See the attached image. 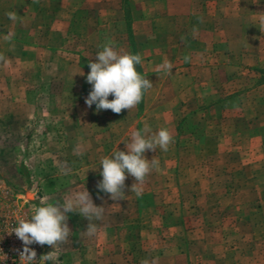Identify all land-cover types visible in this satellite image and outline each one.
<instances>
[{
	"label": "rangeland",
	"instance_id": "374dc122",
	"mask_svg": "<svg viewBox=\"0 0 264 264\" xmlns=\"http://www.w3.org/2000/svg\"><path fill=\"white\" fill-rule=\"evenodd\" d=\"M16 1L25 3V0ZM123 2L127 26L126 22L122 27L115 23L113 13L101 11L91 17L105 22V28L99 29L103 45L112 42L121 53L133 46L129 25L152 15L150 7L142 10L143 6H149L148 0ZM200 3L206 17L215 24L223 22L226 15V24L230 25L238 15L243 26L245 53L252 56L243 62L229 56L221 38L213 50L217 56L213 60L217 70L213 83L221 91L213 89L204 99L212 108L164 110L167 119H170L168 112L177 118V135L168 151L146 152L147 159L159 162L157 177L162 188L153 189L159 190L153 196L151 192L132 202L113 201L110 194L96 187L99 176L93 167L103 157L91 155L90 150L97 146L107 149L113 142L106 137L109 131L106 120L121 122L131 110L115 114L96 108L76 109L79 117L83 112L88 117H99L105 125L95 126L97 136L93 134L90 139L81 142L67 139L65 124L70 126L67 118L76 113L72 108L60 106L63 101L75 102V93L71 91L81 87L79 72L87 65V59H81L76 67V56H70L72 65L67 75L60 78L54 76L59 64L37 65L33 79L22 76L26 74L25 65L0 62V264H20L23 243L8 232L20 219L31 218L33 205L41 206L42 200L63 204L66 198L84 190L89 192L94 204L105 208L104 220L93 221L98 229L99 222H109L110 216L128 218V214L136 213L134 209L138 205H154L153 210L143 213L154 212L158 217L149 221L146 231L132 225L130 237L126 225L121 230L100 236L97 232L94 237H88L84 231L89 222L79 213H67L71 232L67 241L56 249V264H114L111 237L115 235L124 244L120 243L119 248L124 252L129 250V255L137 259H170L181 252L188 256L189 264H264V0ZM10 4L11 0H0V8L8 9ZM7 13L2 15V21L8 18ZM228 29L227 35H233L234 28ZM6 37L2 29L0 55L8 43ZM87 46L91 47L90 43ZM82 47L71 43L68 48L87 57ZM60 80L67 91L65 96L57 90ZM87 84L83 82V86ZM144 95L151 100L154 93ZM82 96L85 100L88 94ZM180 104L185 106L182 101ZM122 127L121 124L115 132L121 134L118 130ZM221 152L226 157H220ZM29 247L36 251V259L53 251L51 246Z\"/></svg>",
	"mask_w": 264,
	"mask_h": 264
},
{
	"label": "crops",
	"instance_id": "0c3cea01",
	"mask_svg": "<svg viewBox=\"0 0 264 264\" xmlns=\"http://www.w3.org/2000/svg\"><path fill=\"white\" fill-rule=\"evenodd\" d=\"M201 1L205 0H148L149 6H143L142 10L145 11L150 7L152 15L129 25L133 35V46L130 50L127 48V52L135 51L143 55L142 64L136 65V68L141 75L153 83V87L145 94L154 93V95L151 100H148L144 95L141 102L131 109L129 116L121 122L115 123L113 120H106L105 123L108 124L107 128L109 129L106 137L113 143L109 144L107 149L97 146L90 150L91 155L111 157L116 150L126 151L124 143L130 140L133 131H142L145 123L150 126L153 133L160 128H167L175 138L177 118L174 113L168 112L167 116L170 119H167L164 110L188 108L191 111H196L201 106H210V104L204 103V99L208 92L217 87L213 83L217 71L216 64L213 63L217 56L215 57L213 50L216 49L215 43L220 42L221 38L224 39L227 46L225 51L229 52V56L238 58L242 62L245 58L249 59L252 56L245 53L243 26L238 15H236L235 23L230 25L226 24V20H228L225 19L226 15L223 17V22L215 24L202 11L204 6L201 5ZM123 3V0H25L24 5H21L17 4L16 0H11L8 9L0 8V31L5 30L7 37L11 34L3 53L6 63L0 62L4 64L16 62L25 65L27 67L24 70L26 74L22 76L33 79L37 75V65L51 67L59 64L60 67L55 69L54 76L60 78L67 75L69 66L72 65L69 60L70 56H76L74 65L76 67H79L81 59H87V65L82 67L79 72L81 87L71 91V93H75V102L63 101L60 106L61 109L72 108L74 111L76 109L87 110L89 107L82 99V95L89 94L92 86L90 84L83 86V82H86V76L90 72L89 63L94 62L97 53L102 50L104 42L101 40V30L99 29L105 28V22L95 21L91 17L95 13L99 15L101 11L108 14L113 13L117 19L115 23H120L122 27L126 22L127 26L126 17L123 14ZM5 12L15 13L17 18L11 20L7 15L8 18L2 21L1 17ZM228 27L234 28L233 35H227L229 34ZM71 43L72 45L81 44L82 50L86 49L88 56L84 57L83 52L80 54L70 52L71 48L68 47ZM89 43L91 47L87 46ZM84 45L86 46L84 47ZM253 60L258 62L259 58H253ZM166 61L173 65L171 73L158 70V66ZM6 72L4 71V73ZM62 81L57 83L59 84L57 90L65 96L67 91L63 88ZM78 96L81 98L78 99ZM113 98V96H109L110 100ZM180 101L185 106L181 105ZM91 108H96V106L93 105ZM210 108L212 107L210 106ZM139 110L141 111L139 112ZM75 113V116L70 115L67 118V123L69 122L70 126L65 124L67 139L71 142L90 139L93 134L97 136L95 126L105 125L99 117H88L83 112L79 117L76 111ZM121 124L123 127L118 130L121 134H117L115 131ZM145 155L147 154L145 153ZM226 155L224 152L220 153V157H226ZM93 169L97 172L98 181H100L102 165H100L99 159ZM157 176H159V171L154 169L146 178L143 195L152 192L153 196L159 193V190L153 191L157 187L162 188ZM133 183L134 178L129 175L125 181L124 191L125 199L131 200V202L133 199H137L135 193L130 192ZM153 209L154 205H138L134 209L136 213L128 214V218L127 216L122 219L110 216L108 217L109 222L105 224L99 222V236L104 232L111 233L113 230H121V227L125 225L128 237H130L129 234H132V225H139L140 229L144 227L146 231L149 221L156 220L158 215L154 212L149 214L143 212ZM129 229L131 230L129 231ZM111 242L113 246L111 257L114 264H141L142 261H147L148 264H189L188 256L185 253H175L170 259H166V257L149 260L146 257L137 259V257L129 255V250L124 252L122 248H119L120 243L124 244L119 241L118 235L111 237Z\"/></svg>",
	"mask_w": 264,
	"mask_h": 264
},
{
	"label": "clouds",
	"instance_id": "9594fccd",
	"mask_svg": "<svg viewBox=\"0 0 264 264\" xmlns=\"http://www.w3.org/2000/svg\"><path fill=\"white\" fill-rule=\"evenodd\" d=\"M9 19L15 20V13H7ZM9 34L6 39L10 38ZM0 61L6 63L5 57L0 55ZM142 64L140 54L121 53L115 49L112 42L103 45L94 59L89 63L90 72L86 81L90 84L91 91L85 99L86 105L91 108L96 106L97 111L111 110L120 114L122 110L135 108L142 100L145 92L153 87V83L141 75L136 65ZM173 65L166 61L158 66V70L171 73ZM113 99H109V96ZM174 143V137L167 128H160L155 133L145 123L143 130L133 131L130 140L125 144L126 151L116 150L111 157L101 159L102 179L97 183V189L110 194L113 201L125 200V181L130 175L134 178L130 192L137 197L143 194V185L151 172L159 168L158 160L147 159L145 153L155 152L157 149L168 151ZM66 174V173H65ZM79 213L89 223L84 234L94 237L98 232V226L93 221H102L105 208L94 204L87 190L79 191L66 198L63 204H51L41 201V206L33 205V214L30 219H20L18 224L12 227L9 235L15 236L22 241L23 250L19 253L20 264H46L58 259L57 251L60 244L67 241L71 229L68 226L67 213ZM51 246L53 251L36 259L37 253L30 245ZM141 264H148L142 261Z\"/></svg>",
	"mask_w": 264,
	"mask_h": 264
},
{
	"label": "trees",
	"instance_id": "16d2710c",
	"mask_svg": "<svg viewBox=\"0 0 264 264\" xmlns=\"http://www.w3.org/2000/svg\"><path fill=\"white\" fill-rule=\"evenodd\" d=\"M44 246H48V245H44Z\"/></svg>",
	"mask_w": 264,
	"mask_h": 264
}]
</instances>
